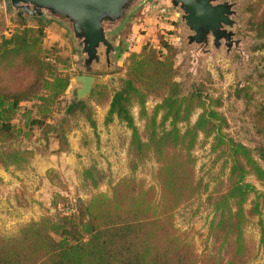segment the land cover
Returning <instances> with one entry per match:
<instances>
[{"label":"trees","instance_id":"obj_1","mask_svg":"<svg viewBox=\"0 0 264 264\" xmlns=\"http://www.w3.org/2000/svg\"><path fill=\"white\" fill-rule=\"evenodd\" d=\"M249 14L250 31L259 41L253 50L262 51L264 0L251 4ZM43 21L27 24L18 17L12 29L0 26V166L4 168L31 161L33 153L16 144L33 137L35 130L46 147L55 145L56 154L68 147L67 136L75 127L70 120L81 118L96 130L90 105L65 100L71 78L59 67L66 60L53 48H40ZM170 33L160 34L156 46L147 43L125 58L119 90L97 85L89 95L95 107L107 110L105 124L116 120L131 131V172L149 155L155 158L156 186H139L132 178H123L112 185L110 195L63 204L54 216L0 234V264H255L259 247L264 252V227L259 244L245 235L248 218L259 217L264 206V194L248 181L254 177L264 183V103L251 107L256 146L247 147L227 136V120L218 111L221 100L201 83L186 92L178 80V51L167 39ZM257 77L264 87V66ZM249 90L248 85L238 86L234 96L248 103ZM150 100L156 104L148 112ZM134 108L144 121L146 141L136 125ZM57 114L61 117L55 120ZM200 137L211 139V151L224 159L222 190L195 178L193 152ZM81 178L91 189L102 182L94 167L84 169ZM201 194H206L212 218L207 228L210 246L198 256L177 230L174 215Z\"/></svg>","mask_w":264,"mask_h":264},{"label":"rangeland","instance_id":"obj_2","mask_svg":"<svg viewBox=\"0 0 264 264\" xmlns=\"http://www.w3.org/2000/svg\"><path fill=\"white\" fill-rule=\"evenodd\" d=\"M238 1L240 3L234 8L238 12V18H234L237 25L233 28L234 40L238 42L229 51L224 46L216 50L211 43L201 51H197L194 45L185 46L183 36L186 32L177 11L178 15L174 17L168 40L177 48L175 63L180 71L178 80L183 82L185 91L191 90L192 86L200 83L205 85L209 94L221 100L222 105L218 111L227 120L224 133L236 142L253 148L258 144L259 139L254 133L251 107L259 102L264 103V87L257 77L264 66V50H253L259 41L254 38L248 24L251 4L258 0ZM6 2L10 17L6 24L0 21V26L12 29L16 18L12 15L8 0ZM142 8L143 6L140 9ZM138 10L134 11L128 20L137 16L140 11ZM23 20L29 24L32 19ZM46 21L45 19L43 21V24H46L45 37L40 48L44 47L46 50L53 48L66 60V65L59 67V71L62 74H69L71 78L70 86L65 93V100L70 103L75 100L76 84L72 77L78 74L76 64L81 62L82 56L68 33L63 34L59 28L51 27V23ZM127 22L129 21H126L124 26ZM123 27L119 31H124ZM158 29L159 35L168 34L165 26L161 30L160 27ZM158 34L156 40L148 44L156 46ZM117 60V56L111 58V62L115 65L109 69L104 62L94 66L93 76L98 80H105L109 75H118L120 76L118 83L121 85L124 70L121 60L118 63ZM246 85L250 87L249 94H252V101L248 103L242 97L238 99L234 96L238 86ZM106 86L109 88L108 85ZM155 104L154 100L147 103L148 112L152 111ZM89 105L94 110L96 130L89 128L81 118L70 120L69 125L75 127L67 136L68 147L65 152L56 154L53 143L46 147L40 139V132L35 130L33 137L21 139L16 144V147L27 148L33 153L31 161L22 167L0 166V234L9 235L16 232L21 224L54 216L60 213L59 206L63 204L87 203L94 195L100 193L110 195L112 185L123 178H132L139 186H156L155 158L149 155L138 165L134 173L131 172L128 153L131 131L116 120L105 124L107 110L95 107L91 100L88 101ZM133 115L145 139L144 121L139 120L137 108L133 109ZM60 117L61 114L55 115V120ZM195 119L196 114L191 122ZM211 143V139L205 141L200 137L193 152L194 175L196 179L207 183L211 189L215 187L217 190H222L224 186L222 180L227 169L224 159H219L217 156L218 152L211 151ZM91 167L98 170L102 176V182L96 189H91L82 183V171ZM248 181L254 184L258 192L264 194V183L258 182L254 177H249ZM253 198L252 195L250 199ZM205 199L206 194L197 196L182 205L174 215L177 230L191 244L198 256H203L210 246L207 228L212 212ZM261 227H264V206L259 217L248 218L245 235L259 244ZM257 263L264 264L262 247H259L255 259V264Z\"/></svg>","mask_w":264,"mask_h":264},{"label":"water","instance_id":"obj_3","mask_svg":"<svg viewBox=\"0 0 264 264\" xmlns=\"http://www.w3.org/2000/svg\"><path fill=\"white\" fill-rule=\"evenodd\" d=\"M156 1V0H151ZM177 11L183 29L185 46L203 50L224 46L228 51L237 45L233 28L237 25L234 9L238 0H163ZM14 18L49 21L52 27L69 34L82 56L76 64L78 74L72 77L75 100L88 105L89 95L97 85L119 90L120 76L109 75L105 80L93 76L94 66L105 63L107 69L115 64L111 58L117 50L112 36L119 32L129 16L150 0H8ZM31 24V23H29Z\"/></svg>","mask_w":264,"mask_h":264},{"label":"crops","instance_id":"obj_4","mask_svg":"<svg viewBox=\"0 0 264 264\" xmlns=\"http://www.w3.org/2000/svg\"><path fill=\"white\" fill-rule=\"evenodd\" d=\"M156 1L164 2L163 0ZM154 2L155 1H150L145 4L142 9H139L140 11L138 10L139 12L137 13V16L128 20L129 22H127L126 26L123 27L124 31H119L112 36L117 50V63L121 60L123 65L125 58L130 53L139 52L143 45L149 42L152 43L154 40H156L159 27L161 30L165 26V30L168 32L172 31L170 30L174 24V18L171 17L172 15L165 17L162 20H157L150 12H148L150 5ZM9 17L10 15L8 14V5L6 0H0V21L6 24ZM132 36L135 38V41L133 43H129V38Z\"/></svg>","mask_w":264,"mask_h":264},{"label":"built area","instance_id":"obj_5","mask_svg":"<svg viewBox=\"0 0 264 264\" xmlns=\"http://www.w3.org/2000/svg\"><path fill=\"white\" fill-rule=\"evenodd\" d=\"M153 17H155L157 20H162L165 17H168L172 15L171 17H176L178 14L176 11H174L169 4L165 2H157L155 1L150 5L149 11ZM167 39H170V37H167ZM135 41V38L132 36L129 38V43H133ZM170 41V40H169ZM69 211L68 209H66Z\"/></svg>","mask_w":264,"mask_h":264}]
</instances>
